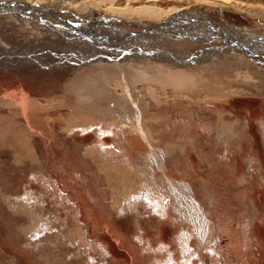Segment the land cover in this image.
Listing matches in <instances>:
<instances>
[{
    "label": "rangeland",
    "instance_id": "374dc122",
    "mask_svg": "<svg viewBox=\"0 0 264 264\" xmlns=\"http://www.w3.org/2000/svg\"><path fill=\"white\" fill-rule=\"evenodd\" d=\"M92 1L79 16L77 0H0V264H264V51L174 39L203 14L264 37V0ZM115 8L184 11L122 43L109 26L168 18ZM102 74L125 115L73 124L65 86L100 94Z\"/></svg>",
    "mask_w": 264,
    "mask_h": 264
},
{
    "label": "bare ground",
    "instance_id": "6f19581e",
    "mask_svg": "<svg viewBox=\"0 0 264 264\" xmlns=\"http://www.w3.org/2000/svg\"><path fill=\"white\" fill-rule=\"evenodd\" d=\"M78 2H77V4H73L72 6H71V9L77 14V15H79V16H83V15H85V13L88 11V9L89 8H94V9H99V7L101 6H98V3L97 2H93L92 0H77ZM104 1V0H103ZM105 1H107V0H105ZM104 1V2H105ZM198 1V0H197ZM223 1H225V2H227L226 0H223ZM222 1V2H223ZM104 2L102 3V5L104 4ZM110 2V1H109ZM200 2V1H199ZM91 3L94 5H91ZM100 3V2H99ZM96 4V5H95ZM21 5V4H20ZM190 5H192V4H190ZM198 5V4H197ZM23 6V5H22ZM21 6V7H22ZM111 6V5H110ZM109 9V8H108ZM107 9V10H108ZM106 10V9H105ZM182 9H170V10H168V11H166V12H164V13H157L153 8H145V9H142V10H134V9H132V10H128V11H117V9L115 8V10L114 11H112L111 13H112V15H114L115 17L116 16H118V17H120V18H122V19H137V20H141V21H149V22H155V21H159V23L160 22H162V21H164L165 19H167L168 18V20H166L163 24H160V25H158V26H156V27H153L152 28V30L151 31H149V32H154V31H156V30H161L162 28H164L165 27V25H169V24H171L172 22H173V18H175L176 17V15H175V13H177V16H178V13L179 12H181L180 14L182 15V11H184V10H182ZM187 10V9H186ZM199 13V12H198ZM173 14V15H172ZM106 15V14H105ZM71 16H72V20L73 21H79V20H81L79 17H77V16H73V14H71ZM110 17H112V16H110ZM170 17V18H169ZM41 18V17H40ZM60 19H62V18H60ZM75 19H77V20H75ZM72 21V22H73ZM72 22H70L71 23V26H74L75 24H73ZM63 23L64 24H67V25H69L70 23H68L67 21L66 22H64L63 21ZM157 24V23H156ZM50 25V24H49ZM77 25V24H76ZM70 26V25H69ZM103 26V25H102ZM170 26V25H169ZM96 27V26H95ZM168 27V26H167ZM71 28V27H70ZM86 28V27H85ZM105 28V27H104ZM51 29V28H50ZM72 29H74V28H72ZM71 29V30H72ZM87 31H89V32H87V33H85L84 32V28L82 29V30H77V29H75V31H74V33L77 35L78 33H77V31L78 32H80V33H85L84 35H88L90 32H91V29H92V31L94 32V31H96V30H98L97 28H94L93 29V27H91L90 28V26L88 27L87 26ZM108 29L109 30H111V31H113L114 32V35L116 36L115 37V39H117V37L119 38V40L120 41H122V43H126V42H128V41H130V40H133V41H135L136 39L135 38H142V40H144L145 42H147V40H148V37L147 36H149V32H145V33H138V32H132V33H127L126 34V32H122V31H119V30H117V29H114V28H112V27H108ZM65 31V30H64ZM69 31V30H68ZM183 32H184V34H179L178 36H176L174 39L175 40H178L179 38H181V37H183V39H188V36H190L189 35V33H187V31L186 30H182ZM60 33V32H59ZM101 33V32H100ZM70 34V33H69ZM227 34V33H226ZM74 35V34H73ZM73 35H72V37H73ZM188 35V36H187ZM67 36H68V33H67ZM70 36V35H69ZM78 36V35H77ZM90 36V35H89ZM88 36V37H89ZM102 36V35H101ZM230 36H232V42H234L233 44L236 46L237 44H236V42L238 43V44H240L241 46H242V48H243V51L244 52H247V54H249L250 55V57H252L253 58V60L255 59V57H254V54L251 52L252 51V49H251V47L252 46H255L254 47V49H261V50H264V37H259V36H255V35H251V34H248V33H244V36L242 35V30H239V31H237L235 34H233V35H230ZM263 36V35H262ZM46 37V36H45ZM79 37H82V36H79ZM184 37H186V38H184ZM70 38V37H69ZM83 39H86L87 41H89V39H87L85 36L84 37H82ZM107 38V37H106ZM106 38H104V35L100 38L102 41H106ZM161 40V39H160ZM71 41V40H70ZM110 40H108V42H109ZM159 41V40H158ZM208 41H211V39H207V40H205L204 42H202V41H199V42H202V43H207V44H209L208 43ZM230 42V40L229 39H227V38H225V42ZM164 44V43H163ZM257 44V45H256ZM234 45L232 46V47H234ZM237 46H239V45H237ZM236 46V47H237ZM251 46V47H250ZM245 48V49H244ZM134 49V51H132V52H135V50L137 51V50H140V48H136V47H134L133 48ZM222 52L223 51H225L226 49H223L222 47H220L219 48ZM233 48H231L230 50H232ZM253 49V50H254ZM143 52V51H142ZM203 52H207V51H203ZM213 52H215L216 53V51H213ZM138 53V52H137ZM136 53V54H137ZM132 54V53H131ZM200 53L198 52L197 54H192V56H190V59H193V58H196L198 55H199ZM135 55V53H133V56ZM100 57H106V56H100ZM123 57V56H122ZM122 57H118V56H115V58L114 57H112V58H114V60L115 59H119L120 58V60H122V59H125V58H122ZM172 57H174V54L172 55ZM224 57H226V58H230L229 56H224ZM80 58L81 57H77L76 59L77 60H80ZM111 58V57H110ZM109 58V59H110ZM111 58V59H112ZM165 58V57H164ZM183 57H181V56H179V60L180 59H182ZM211 58H214V57H211ZM225 58V59H226ZM232 58V57H231ZM176 59V58H175ZM216 59H217V57H216ZM223 59V58H222ZM221 59V60H222ZM113 60V61H114ZM182 60H184V59H182ZM214 60V59H213ZM260 60H264V58L263 57H260ZM112 61V60H111ZM120 62V61H119ZM217 62V61H216ZM218 62H219V60H218ZM212 63V62H211ZM213 65V64H212ZM216 67V66H215ZM117 68L119 69V68H122V66H117ZM107 71H109V69H105L104 71H103V73H105V72H107ZM108 74H102V75H100L99 76V80L97 81V92H99L100 94H90V92L87 90V89H85V87L87 88L88 87V84H86L87 83V81L85 80V79H83V76L84 75H82L80 78H78V80L76 81L77 83L75 84V85H73V86H71V87H69V86H65L66 87V91L67 92H70V93H76V91L78 92L77 94H78V98H76L72 103H71V114L69 115V116H71V117H73V119L71 120L72 121V123L74 124H76V123H78V122H84L83 120H86L87 119V122H89L90 120H91V122H92V120H95V118L96 117H99L100 116V118L101 117H108V115L109 116H113V117H117V118H119L118 116H119V114H123V115H125L124 114V112L121 110V109H119V108H116V101H113V100H115V99H113V98H109V96H107L108 95V93L106 92V91H103L102 89V87H104L105 86V82L107 81V78L109 77V76H107ZM247 76H249V75H247ZM253 77V76H252ZM255 78V77H254ZM242 83V82H241ZM240 83V84H241ZM264 83V82H263ZM238 85V84H237ZM241 86V85H240ZM243 86H245L244 84H243ZM69 88H71L72 90H70ZM241 88V87H240ZM73 89H75V90H73ZM77 89H80V90H77ZM64 90V89H63ZM237 92V91H236ZM110 95V94H109ZM111 96V95H110ZM100 99V103L103 105V106H97L96 104H94V102H89V99ZM118 102V101H117ZM106 103H109L108 104V106H105V104ZM107 105V104H106ZM110 105V106H109ZM112 106V107H111ZM104 107V108H103ZM119 113V114H118ZM122 116V115H121ZM70 121V120H69ZM71 121H70V124H72L71 123ZM95 122H96V120H95ZM94 122V123H95ZM90 123V122H89ZM89 123H88V125H89ZM81 124V123H80ZM86 124V123H85ZM82 125H84V124H82ZM87 126V125H86ZM9 131V130H8ZM7 130H5L4 129V131L3 132H8ZM9 133L10 134H13L12 135V138L14 139V142H15V144H14V147H15V150H14V153H15V156H16V159H15V162H17V161H20L21 160V157H22V155H21V149H22V147L20 148L19 146H21V141H22V135L17 131V130H14L13 132H10L9 131ZM6 136V135H5ZM3 138V137H2ZM6 142V141H5ZM4 142V143H5ZM23 142V141H22ZM33 159V158H32ZM131 178V177H130ZM130 178H128V179H130ZM38 227V226H37ZM40 227V226H39Z\"/></svg>",
    "mask_w": 264,
    "mask_h": 264
},
{
    "label": "flooded vegetation",
    "instance_id": "af4514ba",
    "mask_svg": "<svg viewBox=\"0 0 264 264\" xmlns=\"http://www.w3.org/2000/svg\"><path fill=\"white\" fill-rule=\"evenodd\" d=\"M194 9H192L191 11H193ZM191 11H189L188 13H192ZM203 14V13H202ZM193 17H196L195 15H198V13H197V9L195 10V13H192L191 14ZM198 17L199 18H204V19H206L207 20V23L205 22V24L204 23H202L203 25H199L201 22H199L198 20H196L195 19V21H191V23L192 24H195V25H197V26H189V28H188V30H186L187 31V33H189V35L190 36H188V39H192V40H195V41H205V40H207V39H213V38H219V36L220 35H222L224 32H225V34L227 33V34H230V35H232L230 32H229V28L230 27H228V26H225V24L223 23L222 24V22L221 21H219V22H216V21H214V20H212L211 18H209V16L208 15H204L203 14V16H201V15H198ZM207 17V18H206ZM194 19V18H193ZM183 24H186V23H184V22H182ZM108 25H109V23H108ZM182 25V24H181ZM190 25V24H189ZM221 25V26H220ZM166 26H168V25H165V28H166ZM111 27V26H110ZM197 27H202V28H207V29H205V30H201V31H199V28H197ZM226 28V29H225ZM182 29H185V27H183ZM208 29H212L213 30V32H211L210 30H208ZM219 32H221V33H219ZM236 33V32H235ZM234 33V34H235ZM244 33H247L246 31H244V30H242V35L244 36ZM225 34H223L222 35V38H221V40H223L226 36H225ZM249 34V33H248ZM219 35V36H218ZM227 39H229L230 40V42H225V41H223V45H224V47L222 46V48L223 49H231V48H233L232 47V44L234 43V42H232V36H229V37H226ZM236 44L237 45H240V44H238L237 42H236ZM234 45V44H233ZM236 46L234 45V48H235ZM213 50H215V49H213ZM212 50V51H213ZM264 51V50H263Z\"/></svg>",
    "mask_w": 264,
    "mask_h": 264
},
{
    "label": "water",
    "instance_id": "95a60500",
    "mask_svg": "<svg viewBox=\"0 0 264 264\" xmlns=\"http://www.w3.org/2000/svg\"><path fill=\"white\" fill-rule=\"evenodd\" d=\"M14 2V1H13ZM13 2H9V4L11 5V4H13ZM187 27V26H186ZM147 28V27H146ZM143 28V29H140L139 31H137L138 33H145V32H149V31H151L152 30V27H150V28ZM253 54H255V53H253ZM263 58H264V56H262Z\"/></svg>",
    "mask_w": 264,
    "mask_h": 264
}]
</instances>
